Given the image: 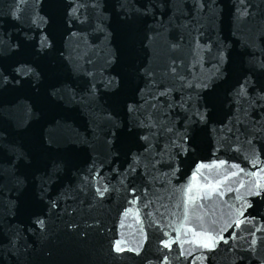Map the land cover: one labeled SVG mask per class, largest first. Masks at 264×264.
Masks as SVG:
<instances>
[{
  "label": "water",
  "instance_id": "water-1",
  "mask_svg": "<svg viewBox=\"0 0 264 264\" xmlns=\"http://www.w3.org/2000/svg\"><path fill=\"white\" fill-rule=\"evenodd\" d=\"M0 40V264H264V197L219 232L264 184V0H0Z\"/></svg>",
  "mask_w": 264,
  "mask_h": 264
},
{
  "label": "snow or ice",
  "instance_id": "snow-or-ice-1",
  "mask_svg": "<svg viewBox=\"0 0 264 264\" xmlns=\"http://www.w3.org/2000/svg\"><path fill=\"white\" fill-rule=\"evenodd\" d=\"M137 11H139V9H137ZM76 9H73V14H75ZM35 23V21H33ZM41 22L43 23V19L41 18ZM73 35H75V33H73ZM4 41L0 40V54H3L4 52ZM20 45H8V50L10 52H13L14 49H19ZM53 47V43L49 40L48 36L45 35L42 37V39L40 40V51H44L45 49H50ZM14 54V53H13ZM220 61L223 64L225 62V57L223 56V54H221L220 57ZM258 67L260 69H264V61L260 62ZM73 72H79L80 69L78 66H73ZM15 72L18 73L20 76H35L36 79L40 78V74L36 73L34 69L32 68H17L15 69ZM89 75H91V73H89ZM224 73H221V76H223ZM219 78V77H218ZM15 79V77L13 78ZM9 78L8 76L4 75V73L2 71H0V86H2L3 84L9 83ZM16 83H19V80H16ZM251 81L248 79H245L244 82L242 84H240L239 90L237 91L236 95L237 96H246L247 95V87L249 85H251ZM115 87V82L110 80L105 84V87ZM201 87L207 88L209 87L208 83H203L202 85H200ZM53 87V91L51 92V96L52 97H56L59 98L61 100L65 99V96H67L69 98V100L74 101L76 99V95L74 93V91L68 87V86H64L63 88H57L55 85L52 86ZM262 88H264V84L261 85ZM91 93L94 96L96 93V88L95 85L92 86L91 89ZM161 95H165V93H161ZM261 99H264V97H261ZM189 100H192L191 97H189ZM200 107H203V105H201ZM200 107H197V102L196 101H192L190 108L186 109V110H194L193 111V115L196 116L198 118V121L200 122H204L207 118V110L205 111H201ZM127 110L130 114H134L138 111L136 105L134 104H128L127 105ZM141 126L144 127H148V125L143 124V122H140ZM169 131H172L171 128L168 129ZM186 136L187 133H180L178 135V140L175 142V146L180 148L181 151H185L186 149L184 148V143L186 141ZM142 140L144 141H148L149 137L147 135L140 137ZM16 158L17 160H26L27 156L23 153V152H16ZM221 163H226L224 161H221ZM234 167L239 168V165H234ZM244 170L242 168H240V172H243ZM15 176V173H12ZM233 176L238 175V173H232ZM16 183L17 185L22 186L24 184V178L20 177V176H16L15 177ZM43 183L44 181H42L41 187L43 188ZM240 188H244V192L240 193L239 196L237 197L238 201L240 202V206L239 208H237L235 210V216L233 217H229V219L227 221L224 222V227L219 229V232H223L225 229H230V228H235V227H240L243 223H250V220H244L242 219L245 216V210L248 208L252 207V204L250 203V201L248 200V197L251 196H257V197H264V184L256 182V181H252L250 182V184H244L243 182L240 183L239 185ZM44 191H46V189H44ZM108 191V189L105 187L103 189H97V192L99 193V195L103 196L104 193H106ZM233 191H239V189H234ZM38 223L40 224L41 227H44V221L43 220H39ZM159 227V226H158ZM161 231H163V228L160 229ZM190 231H192L193 235L196 236L197 238H199L201 240V247H205V248H213L216 243L220 240H224V237L222 235H219V233H216L215 235L212 234H208V233H197L195 229H190ZM164 235H169L168 233H164ZM224 242H227L226 240ZM161 243L163 244V246L165 248H170V244L165 241L163 238H161ZM173 243H175V241H173ZM253 243H255V241H253ZM116 251H121V245L119 242L116 243V245L114 246ZM165 260H167V257H165Z\"/></svg>",
  "mask_w": 264,
  "mask_h": 264
}]
</instances>
